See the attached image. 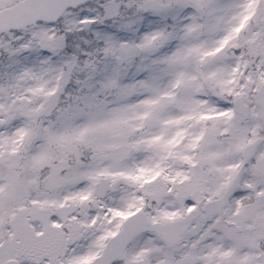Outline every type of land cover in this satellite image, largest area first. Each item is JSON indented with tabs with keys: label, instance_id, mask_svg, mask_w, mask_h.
Masks as SVG:
<instances>
[{
	"label": "snow or ice",
	"instance_id": "obj_1",
	"mask_svg": "<svg viewBox=\"0 0 264 264\" xmlns=\"http://www.w3.org/2000/svg\"><path fill=\"white\" fill-rule=\"evenodd\" d=\"M0 264H264V0H0Z\"/></svg>",
	"mask_w": 264,
	"mask_h": 264
}]
</instances>
